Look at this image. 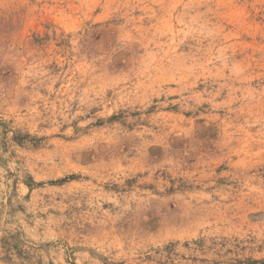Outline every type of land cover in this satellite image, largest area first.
Masks as SVG:
<instances>
[{"label": "rangeland", "instance_id": "374dc122", "mask_svg": "<svg viewBox=\"0 0 264 264\" xmlns=\"http://www.w3.org/2000/svg\"><path fill=\"white\" fill-rule=\"evenodd\" d=\"M0 264H264V0H0Z\"/></svg>", "mask_w": 264, "mask_h": 264}]
</instances>
